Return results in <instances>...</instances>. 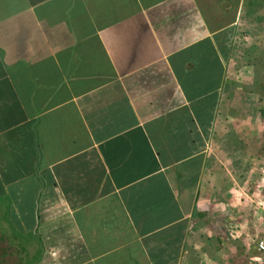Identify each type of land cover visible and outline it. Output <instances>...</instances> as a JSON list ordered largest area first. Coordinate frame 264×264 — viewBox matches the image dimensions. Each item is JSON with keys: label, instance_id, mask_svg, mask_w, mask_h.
Masks as SVG:
<instances>
[{"label": "crops", "instance_id": "crops-1", "mask_svg": "<svg viewBox=\"0 0 264 264\" xmlns=\"http://www.w3.org/2000/svg\"><path fill=\"white\" fill-rule=\"evenodd\" d=\"M262 71L264 0H0V264H231Z\"/></svg>", "mask_w": 264, "mask_h": 264}, {"label": "rangeland", "instance_id": "rangeland-1", "mask_svg": "<svg viewBox=\"0 0 264 264\" xmlns=\"http://www.w3.org/2000/svg\"><path fill=\"white\" fill-rule=\"evenodd\" d=\"M261 73L264 77V71ZM260 87L263 88V92L257 95L259 100L254 101L256 109L253 111V118H248V122L237 121L238 129L246 125L248 126L246 133L250 135L247 142L251 149L249 159L253 164V177L245 183L244 187L245 190L250 189L254 193V198L249 199L248 202L255 209L258 207L257 215L256 218L254 216L247 217L244 221L242 218L240 224L235 228L236 242L231 245L230 254H227L231 264H254L257 253L253 243L264 237V85ZM256 92L259 94L258 89ZM261 94L262 100L260 99Z\"/></svg>", "mask_w": 264, "mask_h": 264}, {"label": "trees", "instance_id": "trees-1", "mask_svg": "<svg viewBox=\"0 0 264 264\" xmlns=\"http://www.w3.org/2000/svg\"><path fill=\"white\" fill-rule=\"evenodd\" d=\"M255 123V121H254ZM250 135L248 133H245L244 131H238L236 134V141H237V155H238V164L242 163L246 167V171H248L251 167L248 163L249 159V152H251L250 146L248 144V140ZM244 149L246 151L244 152ZM247 163V164H246ZM238 168L244 171V167H242L240 164L238 165Z\"/></svg>", "mask_w": 264, "mask_h": 264}, {"label": "built area", "instance_id": "built-area-1", "mask_svg": "<svg viewBox=\"0 0 264 264\" xmlns=\"http://www.w3.org/2000/svg\"><path fill=\"white\" fill-rule=\"evenodd\" d=\"M256 249V257L254 264H264V237L259 238L253 243Z\"/></svg>", "mask_w": 264, "mask_h": 264}]
</instances>
